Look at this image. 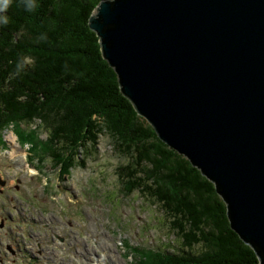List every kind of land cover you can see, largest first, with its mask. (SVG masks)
Wrapping results in <instances>:
<instances>
[{"label":"water","instance_id":"95a60500","mask_svg":"<svg viewBox=\"0 0 264 264\" xmlns=\"http://www.w3.org/2000/svg\"><path fill=\"white\" fill-rule=\"evenodd\" d=\"M88 27L121 93L215 184L264 264V0H101Z\"/></svg>","mask_w":264,"mask_h":264},{"label":"trees","instance_id":"16d2710c","mask_svg":"<svg viewBox=\"0 0 264 264\" xmlns=\"http://www.w3.org/2000/svg\"><path fill=\"white\" fill-rule=\"evenodd\" d=\"M100 1L36 0L28 12L12 0L4 13L8 23L0 24V129L41 127L47 136L42 154L65 174L84 167L100 137L109 135L116 154L127 159L117 169L123 187L159 205L178 241L153 251L132 247L134 264H260L230 227L215 184L161 141L121 93L88 27ZM24 58L32 63L18 70ZM27 133L19 136L34 149L38 135Z\"/></svg>","mask_w":264,"mask_h":264},{"label":"rangeland","instance_id":"374dc122","mask_svg":"<svg viewBox=\"0 0 264 264\" xmlns=\"http://www.w3.org/2000/svg\"><path fill=\"white\" fill-rule=\"evenodd\" d=\"M21 130L36 131L34 149ZM45 136L34 125L0 129V264H134L132 247L178 243L159 205L123 187L117 169L127 159L109 135L66 174L42 154Z\"/></svg>","mask_w":264,"mask_h":264},{"label":"clouds","instance_id":"9594fccd","mask_svg":"<svg viewBox=\"0 0 264 264\" xmlns=\"http://www.w3.org/2000/svg\"><path fill=\"white\" fill-rule=\"evenodd\" d=\"M12 0H0V24H7L8 17L4 15L7 12ZM19 3L24 7L25 11L32 12L37 8L36 0H19ZM31 64L32 60L30 58H24L21 63L17 65V69H21L24 64Z\"/></svg>","mask_w":264,"mask_h":264},{"label":"flooded vegetation","instance_id":"af4514ba","mask_svg":"<svg viewBox=\"0 0 264 264\" xmlns=\"http://www.w3.org/2000/svg\"><path fill=\"white\" fill-rule=\"evenodd\" d=\"M2 186H4V183H3L2 179H0V187H2ZM37 247H39V246L37 245Z\"/></svg>","mask_w":264,"mask_h":264},{"label":"bare ground","instance_id":"6f19581e","mask_svg":"<svg viewBox=\"0 0 264 264\" xmlns=\"http://www.w3.org/2000/svg\"><path fill=\"white\" fill-rule=\"evenodd\" d=\"M30 170H32L31 168H29ZM30 170H29V172H30ZM31 173V172H30Z\"/></svg>","mask_w":264,"mask_h":264}]
</instances>
